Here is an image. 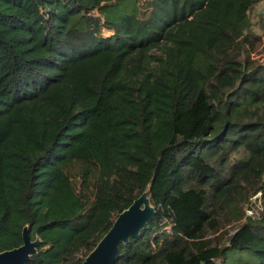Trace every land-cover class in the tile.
<instances>
[{
  "label": "trees",
  "instance_id": "obj_1",
  "mask_svg": "<svg viewBox=\"0 0 264 264\" xmlns=\"http://www.w3.org/2000/svg\"><path fill=\"white\" fill-rule=\"evenodd\" d=\"M261 2L0 0V252L82 264L149 189L115 264H264Z\"/></svg>",
  "mask_w": 264,
  "mask_h": 264
},
{
  "label": "water",
  "instance_id": "obj_2",
  "mask_svg": "<svg viewBox=\"0 0 264 264\" xmlns=\"http://www.w3.org/2000/svg\"><path fill=\"white\" fill-rule=\"evenodd\" d=\"M159 209L151 202L150 190L143 192L117 216L111 228L82 264H115L120 253V244L138 237L155 218ZM41 244V237L33 239L27 225L23 229V244L0 252V264H28L32 256L38 253Z\"/></svg>",
  "mask_w": 264,
  "mask_h": 264
},
{
  "label": "rangeland",
  "instance_id": "obj_3",
  "mask_svg": "<svg viewBox=\"0 0 264 264\" xmlns=\"http://www.w3.org/2000/svg\"><path fill=\"white\" fill-rule=\"evenodd\" d=\"M252 17V27L251 30L253 34L257 33L263 34L264 31V0L261 2L256 10H254L251 14ZM105 29L108 28H103L102 29V34L105 36L113 34L112 32L105 31ZM251 35V34H250ZM245 44L247 46V57L250 61L251 66H256L260 64L261 62L264 61V35H262L261 39L257 40L256 43H252L251 36L245 37L244 38ZM95 178H92L91 180L93 181ZM92 187V186H91ZM167 229H170V226L167 227ZM239 255H244V258L246 260L250 261H257L259 260L258 257L251 251H238V250H231L228 253V260L231 261L233 264L238 262L240 258ZM235 258H237L235 260Z\"/></svg>",
  "mask_w": 264,
  "mask_h": 264
},
{
  "label": "built area",
  "instance_id": "obj_4",
  "mask_svg": "<svg viewBox=\"0 0 264 264\" xmlns=\"http://www.w3.org/2000/svg\"><path fill=\"white\" fill-rule=\"evenodd\" d=\"M261 193H258L252 198L251 204L246 209V216L250 217L254 220H257L260 218L259 211L262 210V203L260 200Z\"/></svg>",
  "mask_w": 264,
  "mask_h": 264
}]
</instances>
